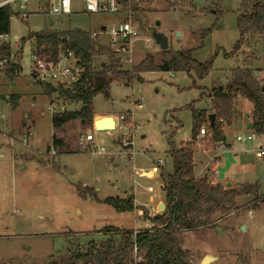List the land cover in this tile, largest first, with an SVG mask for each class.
I'll return each instance as SVG.
<instances>
[{"label": "rangeland", "instance_id": "374dc122", "mask_svg": "<svg viewBox=\"0 0 264 264\" xmlns=\"http://www.w3.org/2000/svg\"><path fill=\"white\" fill-rule=\"evenodd\" d=\"M240 2L143 0L131 2L134 11L88 14L83 0H72L71 14L54 17L46 13L43 2L34 1L27 8L26 20L10 18L5 43L10 45L19 72L10 76L7 66L0 69V263L44 264L64 256L72 245L84 247L91 240L104 239L101 231L107 226L142 229L145 223L138 219L139 207L150 210L163 192L138 172L157 168V160L164 162L163 172H172L167 142L179 149L191 140L189 107L209 110L208 91L215 85L226 86L231 70L243 67L244 62L251 61L250 68L259 79L264 78L263 42L245 39L238 51L234 50L239 39L236 19ZM124 21L139 32L138 38L126 45V51L107 35ZM74 28L97 36L99 43L120 59L123 70L138 65L147 54L155 64H161L168 60L170 51L178 50H192L198 63L214 58L212 69L203 80L184 72H146L131 82L113 81L107 91L92 99L90 121L76 119L54 129V113L79 111L81 105L64 101L57 94L47 97L42 86L31 81L34 45L25 41L21 46L20 39L45 29ZM207 29L212 32L202 41L201 34ZM153 31L166 36L167 50L154 42ZM101 60L105 58L94 62L97 71ZM250 108L246 100L235 102L237 117L224 128L235 147H241L234 139L244 135ZM120 116L137 127L133 136L93 127L96 119L112 117L107 123L113 129L114 119ZM54 139L62 146L55 147ZM197 142V148H213L206 135ZM95 148L103 152L97 154ZM256 179L258 193L264 196V174ZM78 185L93 189L99 202L80 196ZM131 192L137 207L131 213H117L102 203L105 198L126 197ZM253 201L240 199L238 211L217 220L214 227L182 232L179 237L189 262L200 264L205 256H211L216 258L211 264H264V201H255L252 208ZM163 211L158 209L157 213ZM240 225H247L248 232L238 228Z\"/></svg>", "mask_w": 264, "mask_h": 264}, {"label": "trees", "instance_id": "16d2710c", "mask_svg": "<svg viewBox=\"0 0 264 264\" xmlns=\"http://www.w3.org/2000/svg\"><path fill=\"white\" fill-rule=\"evenodd\" d=\"M123 9L134 11L131 2L127 1H124ZM11 14L9 7L0 8V35L9 34ZM236 27L239 39L235 44V51H238L245 39L257 38L264 43V0H241ZM211 32V29L204 31L201 34L202 41ZM25 41L32 42V53L45 60H55L60 55L72 53L82 69L78 82L69 87L41 85L47 97L57 94L64 101L81 105L79 111L54 113L51 117L54 129H60L76 119L90 121L92 99L98 93L107 91L113 81L131 82L138 78L140 73L146 72H184L193 74L197 80H203L209 75L214 60L211 58L204 63H198L193 59L192 50H178L170 51L168 60L161 64H155L153 58L147 54L138 65L130 70H123L120 59L115 58L109 48L101 45L97 36L81 29H45L29 33L26 39H20L21 46ZM103 57L105 60L99 61L97 71L94 62ZM0 59L7 60L10 76L19 71L12 63L10 45H0ZM250 66L251 61L244 62L243 67L232 69L230 81L226 86L215 85L208 91L209 110H195L189 107L192 119L189 143L176 149L168 140L167 155L172 162V172L168 174L161 171L159 175L165 209L162 214L153 217H149L145 209H141L142 218L150 223V228L134 232L105 227L101 231L104 239L91 240L84 247L72 245L64 256L44 264H191L188 253L181 249L179 235L182 232L214 227L217 220L238 211V198L252 196V208L256 207L255 201L263 202L264 196L258 194L257 185L241 184L224 188L219 184L210 183L207 178L196 179L193 164L194 148L201 129L205 130L209 146L215 147L219 143H225L223 129L232 125L235 116L233 108L238 98L248 101L252 106L251 131L264 134V78L261 80L254 76L255 71ZM96 76L105 77L107 85L95 89ZM209 114L215 115L212 125L208 119ZM53 143L55 147L62 146L60 140L54 139ZM76 190L83 198L88 197L99 202L93 189L78 185ZM102 203L117 213L134 210L132 197H108ZM137 258H140L138 262Z\"/></svg>", "mask_w": 264, "mask_h": 264}, {"label": "built area", "instance_id": "2783aa9c", "mask_svg": "<svg viewBox=\"0 0 264 264\" xmlns=\"http://www.w3.org/2000/svg\"><path fill=\"white\" fill-rule=\"evenodd\" d=\"M34 1L43 2L47 11L46 13L49 16L61 17L63 15H69L72 12V0H0V8L4 6L9 7L12 12L10 18L15 16L21 21H24L29 16L27 8ZM124 1L132 2L143 0H83L84 10L88 14H116L122 12L124 10ZM107 35L110 36L112 43L116 44L120 42L122 44L120 49L126 51V45L137 39L139 32L130 22L124 21L116 27H113ZM6 38L7 35H0V45L5 43ZM146 41L149 43V39ZM6 66L7 60L0 59V69ZM18 72L15 71V74ZM81 74L82 69L78 66V60L72 53L60 55L55 60H45L34 53L31 54V71L29 77L35 84L69 87L78 82ZM137 106L140 108L139 104ZM57 110V107L54 108V111ZM114 122L115 127L113 131H120L121 136L124 137L130 134L133 136L134 130L137 129L132 121L128 123V119L125 116L114 119ZM204 136L205 130L201 129L197 139L200 140ZM235 142L242 145H251L255 154L259 158L264 159V134H256L249 131L244 135H237ZM196 145L200 146V142H197ZM95 149L97 152V148ZM219 149H223L222 144H219ZM102 152L103 149L97 152V154H101ZM128 156L132 162L133 154ZM162 163V160H157L156 165L161 166ZM144 176H147V174H144ZM150 227V225H147L145 228L148 229ZM134 252L136 253L135 250ZM139 260L140 258H138Z\"/></svg>", "mask_w": 264, "mask_h": 264}, {"label": "crops", "instance_id": "0c3cea01", "mask_svg": "<svg viewBox=\"0 0 264 264\" xmlns=\"http://www.w3.org/2000/svg\"><path fill=\"white\" fill-rule=\"evenodd\" d=\"M16 38L17 37H14V39ZM1 77L2 75H0V78ZM206 98L208 99L207 96ZM238 100L245 101L244 99L238 98L235 102H237ZM208 101L210 102L209 99ZM251 110H252V106L249 111L250 113H251ZM249 124H251L250 118L246 119L244 122V128H243L244 133L243 134H246L247 132L251 131L249 130ZM224 130L225 129H223V133L225 136V143H219V144H222L223 149H219V144H217L211 150L210 149L206 150L204 148L201 149V147L194 148L193 164H194L195 178L196 179L207 178V180L210 183L219 184L223 186L224 188H231L235 185H241V184H254V185H257L258 190H259L260 186H259L258 180L256 179V176H258L259 174L261 175V173L264 174V159L259 158L255 154V152L252 150L251 145H250L251 146L250 148H247L245 147L246 145H242V144H240L241 147H235L233 145V142L231 143L228 141ZM186 144L187 143L181 145L180 148L184 147ZM163 163L161 166L156 165L157 168H151V169H148L147 171L140 170L138 172L139 173L138 175L141 177H145L147 180L154 181L155 187L161 190L162 185H161V182L159 183L158 181H160L159 175H160V172L162 171L161 167L163 166ZM144 174H147V176H144ZM149 174H152V175L148 176ZM127 196L133 198V205H134V210H135L137 207L134 204L135 202L134 194L131 192L130 195L128 194ZM126 197H121V199H124ZM244 198L253 199L252 196H244V197L238 198L236 200V203H238L240 199H244ZM160 204H163V210H164L165 209L164 195H162V197L154 203L153 207L150 210L146 209L145 207H139V211L137 214L138 219L144 221L142 218V214H141L142 208L145 209L149 217H153L157 215L158 206ZM127 213H131V212H127ZM121 214H125V213H121ZM144 223L145 224L142 228L149 225L148 221H144ZM241 226H244L245 230H247L248 232L247 225H240L238 226V228ZM107 227H114V226H107ZM114 228H118V227H114ZM118 229L136 232V230H139L141 228L126 229V228L120 227ZM181 249L185 251L182 245H181Z\"/></svg>", "mask_w": 264, "mask_h": 264}, {"label": "water", "instance_id": "95a60500", "mask_svg": "<svg viewBox=\"0 0 264 264\" xmlns=\"http://www.w3.org/2000/svg\"><path fill=\"white\" fill-rule=\"evenodd\" d=\"M159 25H160L159 21L156 22L155 26L157 27ZM50 26H52V23H50ZM102 30H104V28H102ZM151 37L153 38L154 42L159 46V48L161 50H167V48H168V39L166 38V36L164 34H162L160 32H157V31H153L152 34H151ZM257 75H258L257 73H254V76L257 77ZM106 85H107V80H106L105 77L96 76L94 78V88L95 89H99L101 87H105ZM263 91H264V88H263ZM214 118H215L214 114H210L208 116V119H209L211 125L213 124ZM110 119H113V118L112 117H106V118H99V120H95L93 122L94 129L97 130V131H105V132L106 131H113L114 128L113 129H107V128H100L99 129V125H100L101 122H103L104 120H110ZM249 130H252V125L251 124H249ZM158 209L159 210H163V204H160L158 206ZM215 229L218 232L223 233L222 229L220 227H216ZM241 230L244 231L245 227L241 226ZM214 260H216V258L211 257V256H205L201 260L200 264H211V262H213Z\"/></svg>", "mask_w": 264, "mask_h": 264}, {"label": "bare ground", "instance_id": "6f19581e", "mask_svg": "<svg viewBox=\"0 0 264 264\" xmlns=\"http://www.w3.org/2000/svg\"><path fill=\"white\" fill-rule=\"evenodd\" d=\"M96 120H99V119H96ZM111 125L110 123H107V120H104L103 122L100 123L99 125V129L100 128H107V129H110ZM115 127V126H114Z\"/></svg>", "mask_w": 264, "mask_h": 264}]
</instances>
